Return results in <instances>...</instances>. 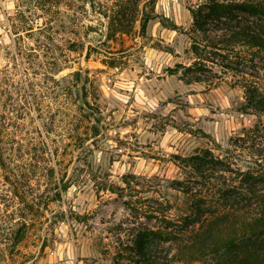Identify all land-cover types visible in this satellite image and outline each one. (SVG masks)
<instances>
[{"label":"rangeland","instance_id":"1","mask_svg":"<svg viewBox=\"0 0 264 264\" xmlns=\"http://www.w3.org/2000/svg\"><path fill=\"white\" fill-rule=\"evenodd\" d=\"M119 1L0 0V264H145L128 250L138 230L186 212L176 155L253 160L233 144L264 121L246 108L247 79L170 74L193 61L202 0H140L114 33ZM158 244L150 264H216L173 263Z\"/></svg>","mask_w":264,"mask_h":264},{"label":"trees","instance_id":"2","mask_svg":"<svg viewBox=\"0 0 264 264\" xmlns=\"http://www.w3.org/2000/svg\"><path fill=\"white\" fill-rule=\"evenodd\" d=\"M139 1L116 4L110 23L114 33L129 30ZM190 10L193 61L170 74L212 85L221 78L218 70L235 72L247 79L241 83L246 108L264 117V65L259 61L264 60V0H202ZM233 144L252 155L245 168L239 158L208 148L174 157L183 174L172 187L185 195L186 212L173 229L170 220L166 230L140 228L129 254L150 264L161 240L168 243L167 254L175 249L173 263L211 256L216 264H264V121L244 128ZM56 188L59 194L68 185Z\"/></svg>","mask_w":264,"mask_h":264}]
</instances>
